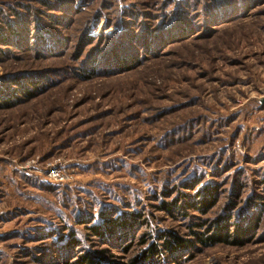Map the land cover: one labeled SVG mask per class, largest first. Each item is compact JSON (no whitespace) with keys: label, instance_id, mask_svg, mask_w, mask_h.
<instances>
[{"label":"rangeland","instance_id":"1","mask_svg":"<svg viewBox=\"0 0 264 264\" xmlns=\"http://www.w3.org/2000/svg\"><path fill=\"white\" fill-rule=\"evenodd\" d=\"M263 100L264 0H0V264H264Z\"/></svg>","mask_w":264,"mask_h":264},{"label":"trees","instance_id":"2","mask_svg":"<svg viewBox=\"0 0 264 264\" xmlns=\"http://www.w3.org/2000/svg\"><path fill=\"white\" fill-rule=\"evenodd\" d=\"M13 82L17 83L20 85L18 80H14ZM33 85V84H32ZM38 89V87L36 85H33L32 87L28 86L26 88L22 89V95L26 98H33L36 90ZM10 100H5V98L3 99V103H5L4 105L6 107H10L11 104H9ZM12 103V102H11ZM1 104V103H0ZM190 199V198H189ZM196 203L197 207L202 208H207V207H212V205L214 204L213 200H212V196H208L207 194H203V193H198L197 196H195V198H192ZM186 201H184L183 204H185ZM176 203L175 202H171V203H164L162 202V209L165 211H169V209L175 208L176 207ZM193 206V205H192ZM177 208V207H176ZM178 209V208H177ZM110 215H115L116 212H110ZM136 217V215H126V214H122L120 216H115L114 219H110L107 222V226L108 228L113 232L115 230H119V231H123L125 229H127L128 227L132 226L135 222V219L133 217ZM100 226V225H99ZM98 225H92V227H90L89 229L91 230V232L93 234H96L98 236H101L100 233V228ZM218 233L215 236L206 238V240L208 241H212L210 242L211 245H215L216 243H222V244H227V245H236V246H240L242 245V240H244V238H246L247 234L249 233L250 229H245L244 230H239L236 229L237 231L235 232L234 235H231L228 233V231L226 229H223V227H220L217 229ZM248 231V232H247ZM172 238V240L164 238V237H159L162 239V242L157 245L155 244L156 242L154 241V243L148 245V248L145 251H142L140 258L142 263H150L151 261H153V258L155 255H159V249L160 250H166L167 252H173L175 250H180V249H184L187 246H189V243L187 241H183V240H179L177 237L175 236H170ZM169 237V238H170ZM232 237V238H231ZM74 236L72 234H70V240L72 242H70L71 245H75L76 242L74 241ZM160 240V239H159ZM76 264H93V257H91L90 255H83L81 256V258L77 261ZM133 264V262H132Z\"/></svg>","mask_w":264,"mask_h":264},{"label":"built area","instance_id":"3","mask_svg":"<svg viewBox=\"0 0 264 264\" xmlns=\"http://www.w3.org/2000/svg\"><path fill=\"white\" fill-rule=\"evenodd\" d=\"M47 174H49V177L52 178V179H54L55 181L62 180V178H63L62 177V173H60L58 171V169H56L54 166H51L49 168V171H48Z\"/></svg>","mask_w":264,"mask_h":264},{"label":"water","instance_id":"4","mask_svg":"<svg viewBox=\"0 0 264 264\" xmlns=\"http://www.w3.org/2000/svg\"><path fill=\"white\" fill-rule=\"evenodd\" d=\"M263 102H264V100H263Z\"/></svg>","mask_w":264,"mask_h":264}]
</instances>
